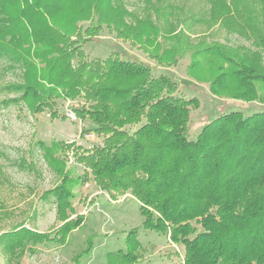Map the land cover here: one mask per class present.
<instances>
[{
  "label": "trees",
  "instance_id": "16d2710c",
  "mask_svg": "<svg viewBox=\"0 0 264 264\" xmlns=\"http://www.w3.org/2000/svg\"><path fill=\"white\" fill-rule=\"evenodd\" d=\"M66 1L0 0V55L24 68L23 83L13 89L26 109L36 114L51 109L57 99H83L84 106L73 111L81 120L88 117L95 125L93 132L104 137L102 145L85 151L79 161L103 192H130L141 202L143 227L164 232L170 243L181 246V264H264V110L249 116L230 111L188 140L190 108H196L197 101L174 95L171 79L154 77L149 67L123 60L118 53L88 60L78 41L71 40L78 29L70 34L56 24ZM70 1L75 2L74 21L94 19V32L101 26L111 28L119 38L146 50L158 48L161 36L171 46L165 59L174 62L190 53L188 74H194L201 59L212 63L217 74L209 82L210 90L232 78L241 87L237 98L264 105V0H206V17L196 20L208 31L219 27L250 42L251 48L207 42L205 37L193 44L179 27L163 31L149 16H132L122 0ZM144 2L154 7L161 0ZM163 9L160 4L154 8L159 20ZM21 52H28L31 61ZM155 59L164 62L162 57ZM131 126L138 128L129 133L125 127ZM39 147L61 177L42 197L53 199L64 222L75 184H70L58 155L67 146ZM81 223L78 216L51 234L21 226L1 235V244L11 255L41 242L64 244ZM86 243L83 254L90 251L89 238ZM136 260L131 251L107 254V264Z\"/></svg>",
  "mask_w": 264,
  "mask_h": 264
},
{
  "label": "rangeland",
  "instance_id": "374dc122",
  "mask_svg": "<svg viewBox=\"0 0 264 264\" xmlns=\"http://www.w3.org/2000/svg\"><path fill=\"white\" fill-rule=\"evenodd\" d=\"M66 1L65 8L57 16L56 24L61 30L72 33L71 40L78 41V47L88 60H105L118 53L123 60L143 63L152 75H165L175 85L174 95L185 100L195 99L196 108H190L189 123L185 135L194 140L198 133L215 118L230 111H240L244 116L264 110L257 101L246 102L237 98L241 87L234 79L224 80L214 90L209 82L216 76L212 63L198 64L188 74L191 64L190 53L183 54L172 62L165 59L170 43L163 37L157 39L158 48L130 44L117 36L111 28L101 26L94 32L96 22L75 20V6ZM122 6L136 18L151 17L163 31L176 26L184 30L190 41L205 37L207 42L216 41L222 45L251 48L248 41L230 34L222 28L208 31L202 22L208 11L206 0H161L163 19L155 16L154 8L144 0H122ZM166 4L171 9L164 7ZM172 12H169V11ZM132 16L130 19H132ZM129 19V18H128ZM89 30V32H87ZM205 35V36H204ZM28 45V44H26ZM25 45V46H26ZM186 46V44H183ZM30 52L34 47H29ZM190 51V47L186 48ZM24 54L28 61L32 57ZM155 57H162L158 63ZM40 66V65H39ZM20 62L0 55V264H107V254L133 252L137 260L133 264H181L182 247L169 242L168 234L143 227L144 218L139 213L141 202L130 192L118 194L103 192L96 186L90 171L79 161L80 155L102 145L103 137L96 135L95 125L86 117L84 120L73 111L84 106V101L57 99L51 109L30 113L20 100V93L13 87L23 83L25 74ZM209 76L206 82L196 80ZM57 116L52 118L51 113ZM139 126V125H138ZM138 126L125 127L132 133ZM65 144V152L58 154L65 163L71 187L72 198L64 222L59 218L52 198L44 200L42 194L56 185L61 177L54 172L43 157L40 144ZM155 214V212H154ZM82 217V223L71 230L64 244L41 242L27 245L23 254L11 255L1 244V235L24 227L37 233H54L65 222ZM130 237H128V234ZM89 238L90 251L87 249ZM178 253V255H176Z\"/></svg>",
  "mask_w": 264,
  "mask_h": 264
}]
</instances>
